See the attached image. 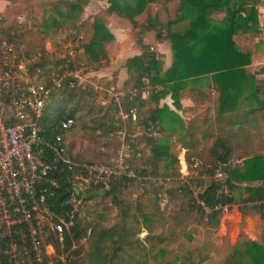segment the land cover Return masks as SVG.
<instances>
[{"label": "trees", "instance_id": "16d2710c", "mask_svg": "<svg viewBox=\"0 0 264 264\" xmlns=\"http://www.w3.org/2000/svg\"><path fill=\"white\" fill-rule=\"evenodd\" d=\"M157 1L162 0H138L135 5L120 6L111 0L110 6L95 14L93 19L81 16L89 0L59 1L68 7V13H59L61 17L70 20L74 29L84 30L85 36L80 41L83 50L77 56L86 60L94 71L101 70L109 63V46L115 40L103 15L116 13L128 18L142 52L127 59L128 78L122 87H149L150 91L147 97L137 96L127 104L138 108L137 119L128 125L126 157V162L137 177L117 178L108 190H98L86 198L74 226L65 235V252L72 254L67 264L156 262L158 255L166 252L169 243L180 236L181 230L190 225L197 226L204 220V214L194 201L188 184L180 179L179 157L174 152L176 144L162 141L156 133V124L161 119L160 100L168 92L166 84L181 88L192 83L191 95L196 102L193 110L211 101L215 102L218 114L229 110L230 105L245 93L252 97L264 90V82L247 69L251 63V53L241 49L234 39L240 32L252 36L260 33L258 5L261 0H181L175 19L163 21L159 14L151 16L150 13L146 24L139 23L136 16L144 10V6ZM216 12L225 13L222 21L212 19V14ZM182 21L188 23L185 28H172ZM6 22L7 17L2 33L14 42L17 59L18 55H25V58L37 56L30 67L31 72L51 74L49 79L44 80L47 83L63 74L66 68L59 59L53 62L47 57L45 45L33 50L26 49L19 54L23 35L18 31L17 23L6 28ZM159 23L161 28L157 27ZM53 25L62 28L65 23L54 20ZM152 30L156 31L158 41L170 39L172 42L174 62L165 71L158 54L143 41L144 33ZM70 67H74L73 62ZM205 79L206 84L203 82ZM110 85H116V80H112ZM160 85L164 86V90L158 89ZM210 87L215 90V96L210 95ZM102 98L101 92L89 89L77 78L69 76L64 77L49 100L57 101L56 115L49 111V102L45 106L44 126L49 130V135L62 134L68 155L75 162L114 164L120 155L123 141L118 135L111 134L112 131L118 134L120 129L116 104L112 99L104 102ZM63 116L74 119L73 128L62 130L56 127ZM199 118H193L182 129L179 142L180 149H187L189 161L195 157L206 165L203 174L207 179L199 182L205 184L200 196L213 209L206 223L212 225L222 215L224 206L237 203L235 191L239 183L260 180L262 183L259 185H245L240 209L243 215L258 213L263 221L264 233V155L252 157L245 160L243 166L231 168L227 163L233 153L232 146L220 136L209 147L206 146L198 132ZM77 170L65 167L53 174L60 188L55 194L48 195V205L55 212H60L63 200L73 190L72 181ZM218 171L225 178L215 177ZM129 186L141 189L135 200L121 196L122 190ZM163 193L168 199L165 207L161 206L160 194ZM98 194L106 203V199L111 198V204L95 209L96 219L90 220L86 207ZM257 201L260 203L248 205ZM105 213L107 217L103 218ZM163 215H166L168 234L153 225L154 219ZM89 228L90 235H87ZM144 231L146 234L141 237ZM49 241L56 244L57 253L60 254L61 250L52 237H49ZM55 261L56 264H63L58 257H55ZM0 264L15 263L0 254ZM222 264H264V241L244 238L234 246L233 252Z\"/></svg>", "mask_w": 264, "mask_h": 264}, {"label": "built area", "instance_id": "2783aa9c", "mask_svg": "<svg viewBox=\"0 0 264 264\" xmlns=\"http://www.w3.org/2000/svg\"><path fill=\"white\" fill-rule=\"evenodd\" d=\"M4 21L5 15L0 11V254L15 264H56L55 257L67 264L72 254L65 252V235L74 226L86 198L98 190H108L117 178L137 177L126 157L128 125L137 119L138 108L127 104L137 96L147 97L149 87L121 86L109 90L116 104L123 141L117 161L114 164L75 162L68 155L62 134L49 135L43 122L45 106L64 77H79V70L70 67L75 61L68 59L66 70L50 83L34 76L30 67L35 59L16 60L14 42L2 35ZM84 36L80 31L71 33V54L80 48ZM73 126L74 119L69 116H63L56 124L62 130ZM187 163L184 156L185 172L182 171L180 179L188 184L194 201L208 219L213 209L200 196L203 189L194 185L190 171V167L196 171L206 165L195 157ZM65 167L78 170L72 181L73 190L63 200L60 212H55L48 205V195L60 188L53 174ZM218 174L221 176L222 172ZM160 199L161 206L165 207L166 193L160 194ZM258 203L260 201L248 205ZM90 231L91 228L87 235ZM49 237L57 243L60 254Z\"/></svg>", "mask_w": 264, "mask_h": 264}, {"label": "rangeland", "instance_id": "374dc122", "mask_svg": "<svg viewBox=\"0 0 264 264\" xmlns=\"http://www.w3.org/2000/svg\"><path fill=\"white\" fill-rule=\"evenodd\" d=\"M59 1L61 0H0V11L5 15V17H7L5 25L6 28L8 25H11L12 27V25L17 23V29L23 35V42H21V50L19 51V54H22L26 49L33 50L41 45H45L47 57L51 61L56 62L59 59L60 63L67 68L68 59L75 60L73 68L79 70V77H76L78 81L87 86L89 89H96L101 92L103 97L102 101H109L111 99L109 90L114 87L117 89L121 86L117 84L110 85L111 80L102 76L105 72H107L106 70L112 69L107 67L109 64L106 66V69L102 70L103 72H95L91 70V66L88 65L86 60H81L80 58L78 59L79 56L77 55L83 50L81 44L80 48L71 54V33L74 31L84 32V30L74 29L70 20H67V18L65 20L61 17L59 13H68V7ZM71 1L75 2L77 0ZM113 1L116 5L124 6L126 4L135 5L138 0ZM178 1L179 0H176L171 3L172 10L177 7ZM99 2L101 3L99 4ZM110 2L111 0L96 1L97 8L95 7V9L94 7L89 8L87 4L85 5L81 16L86 17L87 13H91L92 16H90V18L93 19L94 15L92 12L96 10L98 11L99 9H101L99 12L104 11L103 7L110 4ZM157 7L158 5L156 2L146 4L144 6V10L137 15L139 19L138 21L146 24L148 22L149 14L151 13V16H153ZM54 20L63 21L65 25L62 28H55L53 25ZM126 40L127 38L123 37V41L126 42ZM150 41L153 42V39L150 38ZM18 58L19 59L16 57L17 60H21L25 58V55H18ZM32 58L36 59L37 56H32ZM32 74L42 80L49 79L51 76V74L47 75V73L46 75H41L39 71H32ZM56 109L57 101H50L49 111L56 115ZM111 134H116L120 138L122 137L120 133L117 134L115 131H112ZM174 150L179 157L180 173H183L185 172L183 164L184 156L188 162L187 164H189V160L187 159L186 154L181 153L182 149H179L177 144L175 145ZM190 171L193 179L195 180L194 185H198L203 189L205 184H200L199 182L200 180L207 179V176L203 174L204 170L199 169L193 171L190 167ZM218 172L215 174V177L220 179L225 178V175L220 176ZM140 191L141 189L129 186L122 190L121 196L126 199L135 200ZM99 194L92 198L89 201L90 205L86 207L90 220L96 219V210L102 209L101 207L105 204H111V198H107L106 203ZM243 195H245V185L242 183L235 191L237 204L240 205V207L243 206V203L240 202ZM259 216L260 215L258 213H249L246 215H243L242 213L241 217L236 211V205H234V207H230L228 211L223 209L222 215L212 225L206 223L208 219L204 217V220L200 221L197 226L190 225L188 228L181 230L180 236L175 241L169 243L166 248V252L164 254H159L156 262L151 261L149 264H222L224 259L233 252L235 246L233 243L234 240L238 239L237 241L241 242L244 238L252 240L258 238L259 241H264L263 221L259 219ZM106 217L107 213L103 214V218ZM153 223L156 229H161L164 233L168 234V228L166 227V215L154 219ZM242 233L243 236H241ZM145 234L146 232L144 231L141 234V237Z\"/></svg>", "mask_w": 264, "mask_h": 264}, {"label": "crops", "instance_id": "0c3cea01", "mask_svg": "<svg viewBox=\"0 0 264 264\" xmlns=\"http://www.w3.org/2000/svg\"><path fill=\"white\" fill-rule=\"evenodd\" d=\"M96 1L98 2L99 0H89L88 7L97 8ZM174 1L176 0L157 1L158 7L155 14H159L160 19H163V21L175 19L181 0L178 1L177 7L172 10L171 3ZM109 6L110 4H107L103 7V10H106ZM100 10H96L92 14L95 15ZM258 10L260 33L257 36H252L248 33L240 32L234 36V39L241 49L250 52L252 55L251 63L247 66V69L255 74L258 80L264 82V0H261ZM90 16H92L91 13H87L84 18H90ZM103 17L115 40L109 46V66H107L108 64L106 65L112 69L106 70L107 72L104 70L105 73L102 76L107 77L111 81L116 80V84L122 86L128 78V71L125 66L127 59L140 54L142 49L137 44L134 27L128 18L121 17L116 13L104 14ZM224 17L225 13L223 12L212 14V19L217 22L222 21ZM136 19L139 20L137 16ZM187 24L186 21H182L174 24L172 28L174 30L183 29ZM157 27L161 28L160 23ZM123 37L127 38L126 42L123 41ZM150 38L153 39V42L150 41ZM143 41L151 46L152 51L158 54L164 71L172 66L174 55L170 39L158 41L156 39V31L152 30L143 35ZM106 66L97 72L106 69ZM206 80L203 81L204 84L207 83ZM165 87L168 88V92L160 100L161 119L156 124V133L159 139L169 144H177L180 149L179 137L182 129H185V126L193 118L200 117L197 121L198 132L203 137L206 146L209 147L217 136L227 139L232 146L233 153L227 163L231 168L243 166L245 160L264 155L263 89L252 97H248L245 93L230 105L231 108L229 110L218 114L215 110V102L211 101H206L197 110H193L196 107V102L191 95L192 83H188L181 88L171 87V84H166ZM158 89L162 91L164 86L160 85ZM209 92L212 96L216 94L212 87L209 88ZM186 151V148H182L181 153L186 154ZM261 183L260 180H256L251 183L244 182L243 185H259ZM234 205H236V211L242 217L240 205L237 203L228 205L226 210L228 211ZM259 219H261L260 216ZM237 240L233 241L235 245L238 242ZM255 240H258V238Z\"/></svg>", "mask_w": 264, "mask_h": 264}]
</instances>
